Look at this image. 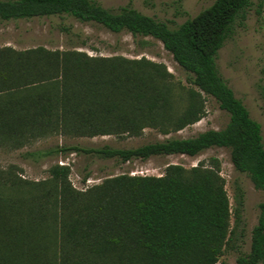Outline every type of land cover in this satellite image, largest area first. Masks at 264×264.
Segmentation results:
<instances>
[{
    "label": "trees",
    "instance_id": "obj_1",
    "mask_svg": "<svg viewBox=\"0 0 264 264\" xmlns=\"http://www.w3.org/2000/svg\"><path fill=\"white\" fill-rule=\"evenodd\" d=\"M253 5V0H214L171 29L131 3L110 10L94 0H0L3 21L70 16L114 33L153 37L191 76L185 86L164 64L144 57L2 47L0 148L17 150L57 135L126 139L152 129L168 136L204 118V96H210L230 115L224 129L134 149H61L128 162L229 148L235 169L264 191L262 127L216 64ZM263 8L259 0L256 13ZM15 170H0V264H217L230 243L232 210L215 158L191 168L168 165L161 176L108 177L84 190L73 186L67 165L51 166L41 181ZM239 198L241 205L242 193ZM236 264H264V203L250 251Z\"/></svg>",
    "mask_w": 264,
    "mask_h": 264
},
{
    "label": "rangeland",
    "instance_id": "obj_2",
    "mask_svg": "<svg viewBox=\"0 0 264 264\" xmlns=\"http://www.w3.org/2000/svg\"><path fill=\"white\" fill-rule=\"evenodd\" d=\"M104 8L118 10L131 3L140 13L166 23L171 29L179 27L214 0H94ZM247 11V19L237 24L230 38L220 49L216 64L223 80L248 109L252 119L260 123L264 143V8L256 13V4ZM12 47L27 50L39 46L49 50H77L90 56H123L130 59L147 58L164 64L177 81L190 86L186 73L164 48L150 36H133L127 31L114 33L96 23H81L70 16H51L3 21L0 19V48ZM205 97L206 115L197 123L170 134L161 135L146 129L142 136L118 138L98 136L75 138L51 136L34 141L17 150L0 148V170L16 168L24 179L41 181L49 177V169L55 164L70 167L69 179L76 189L84 190L102 180L121 174L161 176L168 165L178 164L191 168L201 162L210 164L215 158L220 163V174L232 210L230 243L217 264H236L241 253L250 251L252 231L258 223L260 204L264 203V191L255 188L250 177L237 171L231 160L229 148L213 147L194 157L185 155L154 156L146 160L101 159L94 154L63 151L61 148L82 149L110 146L117 149H134L145 144L168 138H191L207 130L224 129L230 115L210 96ZM49 152V153H48ZM242 193V202L239 197Z\"/></svg>",
    "mask_w": 264,
    "mask_h": 264
}]
</instances>
